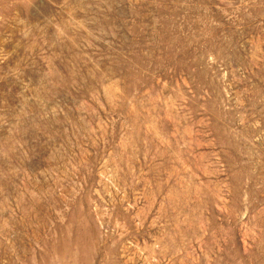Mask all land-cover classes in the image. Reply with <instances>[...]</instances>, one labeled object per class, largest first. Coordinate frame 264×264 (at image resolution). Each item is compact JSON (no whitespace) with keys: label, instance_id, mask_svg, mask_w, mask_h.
<instances>
[{"label":"rangeland","instance_id":"374dc122","mask_svg":"<svg viewBox=\"0 0 264 264\" xmlns=\"http://www.w3.org/2000/svg\"><path fill=\"white\" fill-rule=\"evenodd\" d=\"M0 264H264V0H0Z\"/></svg>","mask_w":264,"mask_h":264}]
</instances>
